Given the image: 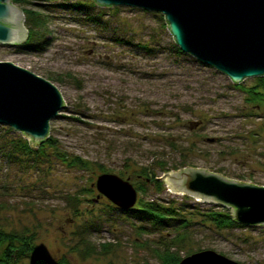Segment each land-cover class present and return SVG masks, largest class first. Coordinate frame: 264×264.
Wrapping results in <instances>:
<instances>
[{"label": "rangeland", "instance_id": "obj_1", "mask_svg": "<svg viewBox=\"0 0 264 264\" xmlns=\"http://www.w3.org/2000/svg\"><path fill=\"white\" fill-rule=\"evenodd\" d=\"M74 1L14 2L23 12L31 8L42 13L46 35L35 50L0 43V60L25 67L59 88L66 106L51 119L49 135L69 155L93 161L96 171L57 158L36 165L10 161L0 143V225L35 230L37 243L52 260L160 264L157 249L176 230L139 229L147 222L110 208L107 196L97 194L100 165L119 173L127 163L139 167L163 159L169 166L186 162L264 184V105L247 104L239 86L255 76L235 82L189 52H177L160 11L94 2L96 9L90 12L73 7ZM7 127L29 140L9 124L0 123V132ZM251 131L259 133L257 140L249 136ZM165 183L164 190L152 189L148 196L176 199L182 214L193 215L194 221L208 209L232 211ZM188 230L183 256L212 248L243 264H264V224L219 228L193 222ZM90 247L95 251L89 253Z\"/></svg>", "mask_w": 264, "mask_h": 264}, {"label": "water", "instance_id": "obj_2", "mask_svg": "<svg viewBox=\"0 0 264 264\" xmlns=\"http://www.w3.org/2000/svg\"><path fill=\"white\" fill-rule=\"evenodd\" d=\"M99 5H133L160 11L176 43L200 61L217 67L235 82L264 74V0H95ZM24 12L12 0H0V43L27 37ZM66 103L49 79L8 60H0V123L21 130L32 145L49 136L50 120ZM212 139V138H211ZM35 147V146H34ZM173 191L232 207L235 220L264 224V184L186 165L158 176ZM100 194L131 206L137 190L129 178L101 172ZM125 264H146L128 262ZM178 264H243L212 248L184 255Z\"/></svg>", "mask_w": 264, "mask_h": 264}, {"label": "trees", "instance_id": "obj_3", "mask_svg": "<svg viewBox=\"0 0 264 264\" xmlns=\"http://www.w3.org/2000/svg\"><path fill=\"white\" fill-rule=\"evenodd\" d=\"M12 1L19 4L23 2H31V0ZM94 2L95 0H78L72 2V6L78 9L85 8L91 12L92 7L96 9ZM62 4L64 3H61V5ZM88 6L90 8H88ZM113 7L115 9L119 8L117 5H113ZM24 12L26 13L25 17L28 27V36L27 39L21 43V47L35 50L40 47L41 40L46 35V18L36 9L24 8ZM94 19L99 21L97 15H95ZM166 24L168 25L167 22ZM174 47L177 52H183L177 43L174 44ZM239 86L244 91V99L247 104L258 106L264 105V74L256 75L255 80L249 84L239 83ZM6 129L7 130H5L4 133L0 132V143L4 146L3 150L6 153L5 156L10 161L15 162L24 160V164L33 163L36 165L43 162H49L51 164L52 161L57 158L67 161L72 167L96 171L95 168L93 169V161H89L77 154L74 156L69 155L68 151L60 147L58 139L52 135H49L37 147H34L26 137L12 133L10 127H7ZM258 135L259 133H256L255 131L249 133V136H254L256 140ZM186 165L189 164L182 162L181 164L169 166L163 159H156L151 164H144L139 167L127 163L123 169H120L118 174L124 178H129V180L130 177L136 178L137 180H135V182L133 181V185L137 192L146 194H138L133 207H121V205L118 204L114 205V202L107 197L111 202L108 204L110 208H120L122 213L131 214L142 221L147 222L148 225H146V223H141L139 229H149L151 227L157 230H164L171 227L176 230L174 235H172L170 239L168 238L167 242L165 240V244L157 249L156 256L160 264H178L179 260L183 257L181 251L184 249V241L188 237V228L193 222L203 224L212 222L219 228L241 226L245 224L235 220L232 216L231 210L224 208L202 211L203 217L200 221H194L193 215L185 216L182 214L181 211H183V207L181 204H178L176 199L171 198L168 201H165L160 197L148 196L149 191L152 189L160 192L166 188L165 181L158 178V176L161 175L157 172L158 169L166 171L171 168H179ZM100 169L101 172H111L112 170L102 164L100 165ZM86 191H92V187H87ZM72 198L78 199L76 196H72ZM37 236L38 233L29 228H6L0 225V264H19V262L27 257L32 258L27 264H69V261L65 257L56 260L50 259L45 253L43 247L37 243ZM110 248L108 250H110ZM89 250L93 252L95 251V248L90 247L88 252Z\"/></svg>", "mask_w": 264, "mask_h": 264}, {"label": "bare ground", "instance_id": "obj_4", "mask_svg": "<svg viewBox=\"0 0 264 264\" xmlns=\"http://www.w3.org/2000/svg\"><path fill=\"white\" fill-rule=\"evenodd\" d=\"M27 36H28V32H27ZM26 39H27V37H26ZM26 39H25V40H26ZM25 40H23L22 42H24ZM22 42H21V43H22ZM60 111H61V110H60ZM57 115H58V114H57ZM50 121H51V120H50ZM16 130H17V129H16ZM18 131L22 132L21 130H18ZM47 137H48V136H47ZM29 141H30V139H29ZM40 143H41V142H40ZM40 143H39V144H40ZM39 144H37V145L34 144V146L37 147Z\"/></svg>", "mask_w": 264, "mask_h": 264}]
</instances>
